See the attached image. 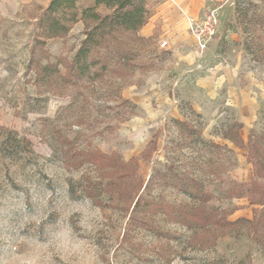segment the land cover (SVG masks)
<instances>
[{
    "label": "rangeland",
    "instance_id": "rangeland-1",
    "mask_svg": "<svg viewBox=\"0 0 264 264\" xmlns=\"http://www.w3.org/2000/svg\"><path fill=\"white\" fill-rule=\"evenodd\" d=\"M162 1L147 0L150 18ZM50 2L0 0V251L29 235L35 220L41 231L55 221L70 194L92 197L106 211L97 236L103 264H264V246L247 229L203 247L200 230L161 212L134 211L139 199L195 206L209 197L236 220L253 219L262 207L244 185L264 162V0H229L191 20L212 11L219 19L207 50L191 60L174 55L172 42L161 46L164 31L145 37L140 29L106 28L98 35L111 34L87 54L89 64L98 61L89 68L75 64L86 38L82 21L36 46ZM34 51L41 63L58 64L64 79L52 69L39 78L30 65ZM229 129L243 147L223 136ZM68 145L137 158L136 199L130 185L110 184L116 178L110 182L93 164L69 168Z\"/></svg>",
    "mask_w": 264,
    "mask_h": 264
},
{
    "label": "trees",
    "instance_id": "trees-1",
    "mask_svg": "<svg viewBox=\"0 0 264 264\" xmlns=\"http://www.w3.org/2000/svg\"><path fill=\"white\" fill-rule=\"evenodd\" d=\"M102 6L106 7L109 12L102 13L99 11ZM150 15L151 12L147 6V0H95V6L85 8L81 12L79 11L78 0H51L48 8L39 16V35L36 40V46L43 47L46 41L51 38L67 36L73 25L82 21L86 27V38L76 55L75 64L89 68L92 64H97L98 61L89 64L87 54L92 47L103 44L107 35L112 32L98 35L99 31H103L106 28H111V30L124 28L138 31L148 23ZM97 36H100L101 39H96ZM30 65L32 69H38L37 76L39 78L44 77L45 79L46 76L50 75V69H52L54 78L60 77L64 79L59 71L58 64L41 63L35 51L30 60ZM98 69H107V66L102 64ZM223 136L234 140L241 147L244 146L243 140L239 136L236 137L233 129H229ZM65 163L69 168L73 169H78L88 163L93 164L103 174L111 177L110 182L115 178L118 181L110 184L119 185L124 183V185H130L132 189L129 192V196L133 195L132 198L134 200L137 197L136 191L139 184V179L136 175L138 168L137 158L125 161L116 152L108 154L97 148L77 150L72 145H68L65 153ZM255 175L258 178H264V162L256 164ZM258 178L244 185L246 192H249L251 203L262 205L261 208L255 209L253 219L240 217L236 220H231L227 211L209 204V197H200L199 203L195 206L177 205L155 199L141 203L139 199L136 201L134 211L139 207H143L146 210L145 212H161L169 219L179 222L190 229L200 230L198 235L195 236L199 237L203 247L214 245L221 236L230 233H240L246 229L255 241L264 246V183L259 181ZM182 190L197 198V195L190 187L182 186ZM243 195L244 193L240 197ZM149 228L153 231L156 230L152 227ZM160 236L169 239L174 237L171 233H160Z\"/></svg>",
    "mask_w": 264,
    "mask_h": 264
},
{
    "label": "clouds",
    "instance_id": "clouds-1",
    "mask_svg": "<svg viewBox=\"0 0 264 264\" xmlns=\"http://www.w3.org/2000/svg\"><path fill=\"white\" fill-rule=\"evenodd\" d=\"M47 218V214L43 219ZM106 211L92 197L66 195L51 223L35 220V229L0 251V264H103L98 233Z\"/></svg>",
    "mask_w": 264,
    "mask_h": 264
},
{
    "label": "crops",
    "instance_id": "crops-1",
    "mask_svg": "<svg viewBox=\"0 0 264 264\" xmlns=\"http://www.w3.org/2000/svg\"><path fill=\"white\" fill-rule=\"evenodd\" d=\"M33 0H20V3H30ZM229 0H163L156 6V10L149 22L144 25L139 33L142 36H154L157 32H165L169 43H173L175 54L179 58L191 60L197 57L198 52L193 35L189 28L193 23L190 21L200 17L207 9L218 5L225 6ZM87 2V3H86ZM88 7L95 6V0H86ZM79 3V0H78ZM190 50L181 51L186 45Z\"/></svg>",
    "mask_w": 264,
    "mask_h": 264
},
{
    "label": "built area",
    "instance_id": "built-area-1",
    "mask_svg": "<svg viewBox=\"0 0 264 264\" xmlns=\"http://www.w3.org/2000/svg\"><path fill=\"white\" fill-rule=\"evenodd\" d=\"M219 19L217 14L212 11L205 17L194 23L192 26V35L195 39L196 49L199 55L207 50L209 43L217 34ZM169 43L167 40L162 41L161 46L166 47Z\"/></svg>",
    "mask_w": 264,
    "mask_h": 264
}]
</instances>
